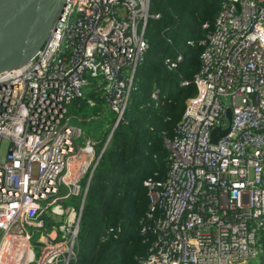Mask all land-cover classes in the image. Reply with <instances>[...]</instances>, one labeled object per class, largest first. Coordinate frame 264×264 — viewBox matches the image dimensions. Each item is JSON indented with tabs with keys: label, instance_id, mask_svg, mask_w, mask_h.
I'll return each mask as SVG.
<instances>
[{
	"label": "built area",
	"instance_id": "obj_1",
	"mask_svg": "<svg viewBox=\"0 0 264 264\" xmlns=\"http://www.w3.org/2000/svg\"><path fill=\"white\" fill-rule=\"evenodd\" d=\"M151 0H63L43 47L0 73V264H69L90 178L124 119L148 44ZM200 44L196 93L167 150L165 177L143 184L141 264H245L261 253L264 228V0H222ZM191 43V42H189ZM176 59H166L168 67ZM181 85L187 81H181ZM115 114L104 143L79 145L66 104L82 88ZM151 97L157 99L155 89ZM89 105L94 100L87 99ZM77 106L80 103L76 104ZM231 110L228 124L226 110ZM229 130L215 143L211 133ZM98 144V146H97ZM86 179L83 186L82 181ZM75 196L80 199L65 205ZM50 228L35 259L29 228ZM111 230V229H110Z\"/></svg>",
	"mask_w": 264,
	"mask_h": 264
},
{
	"label": "trees",
	"instance_id": "obj_2",
	"mask_svg": "<svg viewBox=\"0 0 264 264\" xmlns=\"http://www.w3.org/2000/svg\"><path fill=\"white\" fill-rule=\"evenodd\" d=\"M221 1L151 0L150 13L159 17L146 25L148 48L136 71L125 121L115 128L88 183L77 255L69 264H141L152 240L150 231L141 232L149 203L143 182L165 177L163 140L174 136L186 100L196 93L202 24L213 23ZM178 55L176 66L168 67L166 59ZM155 89L157 99L151 97ZM259 243L257 264H264V228Z\"/></svg>",
	"mask_w": 264,
	"mask_h": 264
},
{
	"label": "water",
	"instance_id": "obj_3",
	"mask_svg": "<svg viewBox=\"0 0 264 264\" xmlns=\"http://www.w3.org/2000/svg\"><path fill=\"white\" fill-rule=\"evenodd\" d=\"M63 0H0V73L19 67L43 47ZM228 124L231 110H226ZM229 130L217 126L211 142ZM86 195L82 198L84 202Z\"/></svg>",
	"mask_w": 264,
	"mask_h": 264
},
{
	"label": "rangeland",
	"instance_id": "obj_4",
	"mask_svg": "<svg viewBox=\"0 0 264 264\" xmlns=\"http://www.w3.org/2000/svg\"><path fill=\"white\" fill-rule=\"evenodd\" d=\"M92 91V86H84L82 88V98L66 104V115L69 118V124L79 127L81 131L80 137L76 140L79 145L84 144L88 138L99 144L104 143L110 133L115 117L108 102L105 99L100 98L97 94H92ZM88 98L93 99L95 104L89 105L87 103ZM77 103H80V105L77 106ZM5 150L6 142H3L0 147V153H3ZM78 200L77 197L71 196L64 201V204L68 205L74 203L77 205ZM49 230L50 228L48 227H44L41 230L29 228L35 259H37L40 254L41 244L38 240L42 235H46ZM257 261L256 258L250 259L245 264H257Z\"/></svg>",
	"mask_w": 264,
	"mask_h": 264
},
{
	"label": "crops",
	"instance_id": "obj_5",
	"mask_svg": "<svg viewBox=\"0 0 264 264\" xmlns=\"http://www.w3.org/2000/svg\"><path fill=\"white\" fill-rule=\"evenodd\" d=\"M88 139H90V138H88ZM258 262V261H257Z\"/></svg>",
	"mask_w": 264,
	"mask_h": 264
},
{
	"label": "bare ground",
	"instance_id": "obj_6",
	"mask_svg": "<svg viewBox=\"0 0 264 264\" xmlns=\"http://www.w3.org/2000/svg\"><path fill=\"white\" fill-rule=\"evenodd\" d=\"M181 85V84H180Z\"/></svg>",
	"mask_w": 264,
	"mask_h": 264
}]
</instances>
